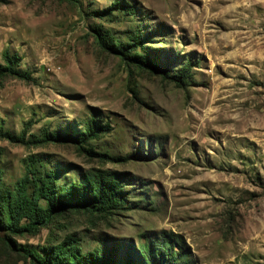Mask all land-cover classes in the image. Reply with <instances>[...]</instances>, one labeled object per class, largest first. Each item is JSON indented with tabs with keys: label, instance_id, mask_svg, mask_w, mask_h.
I'll return each instance as SVG.
<instances>
[{
	"label": "rangeland",
	"instance_id": "rangeland-1",
	"mask_svg": "<svg viewBox=\"0 0 264 264\" xmlns=\"http://www.w3.org/2000/svg\"><path fill=\"white\" fill-rule=\"evenodd\" d=\"M22 191L57 210L0 264L163 241L264 264V0H0V196Z\"/></svg>",
	"mask_w": 264,
	"mask_h": 264
},
{
	"label": "trees",
	"instance_id": "trees-1",
	"mask_svg": "<svg viewBox=\"0 0 264 264\" xmlns=\"http://www.w3.org/2000/svg\"><path fill=\"white\" fill-rule=\"evenodd\" d=\"M106 180V178H105ZM94 182H97L94 179ZM101 184V181L99 185ZM98 197L99 200L104 201V188L103 185L98 187ZM44 196H49V183L48 186L45 187L43 191ZM109 200V199H108ZM93 201V200H90ZM106 202V201H105ZM107 204V203H104ZM83 205L86 208H98L95 205V202L87 201L85 204H78L76 203L75 206ZM56 207L52 209H42L39 207L36 201L30 200L27 196L26 191H22L18 195V199L14 203H10L7 198H2L0 196V234H7L4 235L6 238H10L8 235H18L23 233H36L38 231L39 226H45L49 224L52 219L53 215L55 214ZM23 219H27L28 223L25 225H20ZM11 243V240H7ZM173 247L171 242L163 241L160 245H152L150 247L143 246L140 251V255L138 254V258L140 262L143 264L146 263L144 261L147 260L148 264H161L167 261V264H176L180 261V257L178 254L173 253ZM63 252L54 253V259L52 260V264H59L61 260V255ZM129 253V252H128ZM134 254L137 255L136 252ZM145 258V259H143ZM124 264H131V257L129 253V257L123 260ZM122 262V264H123ZM140 263V264H141ZM45 264V263H44ZM76 264H92L88 261L77 262ZM94 264H103L99 263V257L97 253V262ZM121 264V262H120Z\"/></svg>",
	"mask_w": 264,
	"mask_h": 264
}]
</instances>
